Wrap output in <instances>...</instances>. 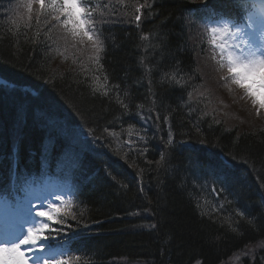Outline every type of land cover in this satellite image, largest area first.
<instances>
[{
	"label": "trees",
	"instance_id": "obj_1",
	"mask_svg": "<svg viewBox=\"0 0 264 264\" xmlns=\"http://www.w3.org/2000/svg\"><path fill=\"white\" fill-rule=\"evenodd\" d=\"M141 1L152 5L144 9L142 24L120 21L108 28L106 52L97 68L90 67L98 79L111 82L107 95H97L95 80L80 69L72 73L53 68L42 22L29 29L11 27L0 11V73L31 86L41 97L34 100L15 91L9 99L0 93V143L9 140L22 106L29 113L22 148L42 147L48 131L39 118L46 99L97 134L100 150H79L75 142L59 149L81 162L74 177L81 181V198L71 209L79 223L70 216L65 224L88 264H224L245 247L264 241V129L216 120L204 100L201 111H191L189 94L202 78L195 59L199 43L190 40L184 19L191 3ZM172 74L179 84L171 81ZM137 116L150 120L152 132L147 143L124 148L116 140L123 141L128 129H139L134 126ZM169 129L177 142L203 141L211 153L240 162L244 178L230 176L233 182L220 198L231 203L221 212L212 197L199 206L206 174L196 176L188 157L203 160V154L166 149ZM162 153H169L164 161ZM233 188L244 194L235 195ZM261 255L264 259V251ZM259 259L255 264H263Z\"/></svg>",
	"mask_w": 264,
	"mask_h": 264
},
{
	"label": "snow or ice",
	"instance_id": "obj_2",
	"mask_svg": "<svg viewBox=\"0 0 264 264\" xmlns=\"http://www.w3.org/2000/svg\"><path fill=\"white\" fill-rule=\"evenodd\" d=\"M190 3L198 4L195 9H188L189 16L195 17L190 22L195 23L197 19L202 21L201 26L208 36V43L212 46V59L218 65L217 70L226 73L221 76V79L225 80L226 86L235 85L242 89L244 94L252 100L253 105H258V112L259 109H264V0H239L238 3H232V0H229L232 11L226 13L218 9L213 0H190ZM33 4L38 5V16L43 14L46 19L55 21L52 27L59 26L64 30L65 38L71 37L72 40H79L81 43L85 40L91 42L95 62L99 64L104 44L100 39L102 32L98 27L97 17H100L102 21L107 10L114 9V5L103 3L102 0H28L26 7L29 14L33 11ZM151 7L152 5L147 3L137 5L135 11L139 14L135 15V21H141L142 8L151 9ZM241 9L246 13L242 18ZM142 39L148 38L142 37ZM170 79L177 84L180 83L175 74H172ZM96 90L98 89H94ZM229 90L231 91L230 87ZM102 94L108 93L105 91ZM118 102L127 110L128 106L119 98ZM28 116L27 109L22 106L17 109L13 125V134L17 141L22 142L23 127ZM159 119L157 115L156 120L159 121ZM164 120L167 123L168 117H164ZM39 123L48 131V138L42 144L43 151L47 153L56 126L48 123L43 116L39 118ZM94 138L99 139V137ZM140 139L147 143L143 135ZM127 143L133 144L134 141L129 140ZM196 143L202 145L204 142ZM165 148L170 151L180 148L190 153L203 154V160L193 156H189L188 160L199 171L213 176V185H221L219 190L216 187L212 188L215 195L219 196L221 192L227 191L230 181L229 171L234 167L232 162L236 159L234 156L229 158L224 154L209 153L205 148H197L196 144L190 141L177 142L171 129L165 141ZM168 154L162 153L161 161H164ZM79 163L81 162L77 158L76 164L79 165ZM13 177L17 186L27 182V177L22 175L19 169L9 167L6 174L0 175V184H7ZM56 199L60 200L59 204L49 203L46 209L35 212V216L39 219L30 223L26 230H18L13 236H6L5 239L0 240V264H30L31 254L44 252L45 242L53 238L52 233H59L60 229L53 225H64L69 216L79 223L76 214L71 211L73 201H65L59 196ZM229 203L231 201L225 197L219 207L222 209ZM237 215L243 216V213L238 212ZM35 264H69V261L44 259L37 256Z\"/></svg>",
	"mask_w": 264,
	"mask_h": 264
},
{
	"label": "rangeland",
	"instance_id": "obj_3",
	"mask_svg": "<svg viewBox=\"0 0 264 264\" xmlns=\"http://www.w3.org/2000/svg\"><path fill=\"white\" fill-rule=\"evenodd\" d=\"M17 8H18V5L16 6V10H17ZM15 12H16L17 18H23V17L29 16V14H27L25 11H22V10L15 11ZM36 12H37V10H36ZM36 12L33 11L32 13L35 14ZM26 20H27V17H26ZM53 24H55V21L51 20L49 22L50 29H51L50 33H52L53 36H52L51 42H49V45L50 46H54L53 54H52V49L50 50L51 54H52L53 68L58 70V71H61V72L70 71L72 73H75V71H77V69H80V71H79L80 73L84 72L86 75H88L90 77V79H93V81L95 80L96 88L98 89V91L96 93L97 95H102V93L106 91L107 87L109 88V92H110V90H112L111 82H109L108 80L102 81V79H100V78L97 79L98 76H96L94 74V72H93L94 70L91 71V69L89 67V65H91L94 62V57H95L94 49L91 47V42L85 40L83 43H81L79 40H72L71 37L65 38L66 34H65L64 30L62 28H60L59 26L52 27ZM56 46H58L57 48H61L63 50H66L65 53L68 52L69 58L64 60L63 56H62L64 54H60V51H59V49L56 48ZM76 65H79V66L76 67ZM209 78L212 79V82L214 81L210 86L211 87H215V86L217 87L216 82H220L219 81V75L217 73H215V72L213 73L212 71H210L209 72ZM225 86H226V84L224 82H221L220 86H218V87L221 90H223L225 88ZM214 90H215V92L213 91L211 96H215V98L217 99L216 96H218L217 95L218 88L217 89L215 88ZM208 92H209V90H208ZM226 107L228 109L230 107H232V111H234V112L237 111V108H236L237 107V103H235V102H228L226 104ZM239 107L243 108L242 112H243V115L245 116L243 120H244V124H246L248 122L247 116H248L249 108L246 105L244 107L242 104ZM250 110H254L252 106H251ZM250 110H249V116L250 115L251 116H255V115L252 114L253 112L255 114L256 113L257 114L264 113V110H261V109H259V112H258V107L256 108V110H254L252 112ZM50 111H51L52 114H55V110H50ZM125 117L127 118L128 116L125 115ZM76 126L77 125H75V127ZM81 127H82V124H81L80 130L78 132L80 133V136L82 138L81 137L77 138L78 140L81 141V143L84 142V144H86L88 142L87 138L91 139L94 143H99L98 139L94 138V137H98L97 134H95L89 128L87 129L85 126H84L85 129L83 127L82 128ZM93 133H94V136H93ZM70 135L71 134L66 135V136L68 137ZM105 136L107 138H112L111 134H108V133ZM113 137L115 138V136H113ZM121 139H125V137L121 138ZM119 141L120 142H117V144L121 143L120 146H123L124 148H129V147H134L135 146L133 144L130 145V144H128V143H126L124 141H121V140H119ZM81 143L79 145H81ZM136 144H138V143H136ZM25 159L28 162H32L33 161L30 156L29 157H25ZM191 170L196 176L200 175V171L196 167L195 168L193 167ZM211 179L213 180L214 178H211ZM40 180L41 179H39V178L38 179L33 178V181H40ZM206 180H208V179H206ZM206 184H208V182L204 181L203 185H206ZM66 190H68V189H66ZM56 204H59V203H56ZM252 245L253 246H251L250 248L246 249L247 252H250V254L253 253V255H254V254H256L259 251H263V249H264V241H261V242H258L255 245L254 244H252ZM240 256H241V254H240ZM240 260H241L240 257L237 256V257H235V259H233L230 262V264H238V262L240 263ZM263 264H264V261H263Z\"/></svg>",
	"mask_w": 264,
	"mask_h": 264
},
{
	"label": "bare ground",
	"instance_id": "obj_4",
	"mask_svg": "<svg viewBox=\"0 0 264 264\" xmlns=\"http://www.w3.org/2000/svg\"><path fill=\"white\" fill-rule=\"evenodd\" d=\"M1 74V73H0ZM1 75H3V78H6L7 79V81H8V83L10 82V85L12 86V85H14L15 87L16 86H19V84H18V82L16 81V80H14L12 77H10V76H6V75H4V74H1ZM247 184H249L248 182H247ZM234 189V191H235V195H242V194H244V192H243V190L242 191H237V190H235V188H233Z\"/></svg>",
	"mask_w": 264,
	"mask_h": 264
}]
</instances>
